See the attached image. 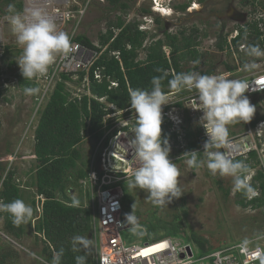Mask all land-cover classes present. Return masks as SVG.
Returning a JSON list of instances; mask_svg holds the SVG:
<instances>
[{"label": "trees", "instance_id": "16d2710c", "mask_svg": "<svg viewBox=\"0 0 264 264\" xmlns=\"http://www.w3.org/2000/svg\"><path fill=\"white\" fill-rule=\"evenodd\" d=\"M106 2L113 12L120 10L127 12L131 9L126 0H106ZM255 2L243 0L242 4L254 8ZM0 4L6 6L13 4L16 10H22L24 7L21 2L16 3L15 0H0ZM179 9L185 11L186 7L181 6ZM141 11L143 14H151L148 9ZM160 22V18H157L156 23L161 24ZM138 25L137 22L126 23L122 17H118L115 22H108L107 31L98 38V46L84 35L76 36L73 39L75 42L95 53L94 61L88 71L60 73L43 109L38 113L39 120L34 131L33 146L35 163L30 169L32 179L29 185L35 188L36 196L44 197L43 202L37 197L32 198L31 204L34 212H36V207L41 205L42 208L36 226L38 232L36 238L43 242L41 256L48 262L51 261L52 255L62 248L64 249L62 264H75L76 255L84 256L85 264H96L92 258V244L88 249L80 246L81 251L77 253L71 251L73 236L81 235L90 240L91 233L89 225L91 214L84 208L82 198V182L87 181L92 167L89 161L84 160L81 152L80 147L85 139L92 140L95 143L94 146L106 139L104 146H107L108 140L115 134V132L112 133L110 138L106 136L112 127V119L107 117L116 111L130 108V90L150 88L152 77L163 75L166 72L167 76L162 82L163 90L167 95L174 94L176 92L169 91L167 87L168 80L175 74L183 72L181 66L183 62L201 59V54L197 50L200 37L197 28L191 29L189 34L186 30L180 31V38L158 28L165 38H159L146 47L144 43L147 32L139 30ZM239 30L240 35L232 41L236 52L243 45L242 43H246L247 46L259 44L261 48H264V32L259 28L258 22H247ZM217 39V49L223 52L225 46H228L223 32L219 33ZM166 47L169 49L168 55L164 51ZM140 51L145 53L143 59H140ZM11 52L12 48L6 46L5 55L1 60L7 59ZM13 64L14 62L10 63V65ZM227 69L233 71L235 68L227 66ZM189 71L191 70H187ZM213 72V69H210L201 74L211 75ZM68 84H75L84 92L75 96L76 92L69 89ZM17 87L24 92L26 87L39 89L40 85L37 83V77L33 80H25L20 73L17 76ZM259 94H264V91L251 95V97ZM1 102H8V99L2 98L0 93ZM111 105L115 109H111ZM172 107L183 109L184 103L180 101L168 105L163 108V112H168ZM187 114L186 110L184 124L180 130L173 132H171L172 123L164 117L161 124V138H167L169 142L175 144H178L181 138L186 146L184 150L179 151L180 154L195 150L200 152V158L203 159L199 142H196L200 133L186 127L190 123ZM260 121H264V118L252 121L251 128H255ZM237 159L243 160L250 171L259 165L255 152L250 153L248 158L238 157ZM117 176L123 179L114 183V187H120V184L128 186V177L126 178L123 174ZM1 179L0 203H9L15 199L23 200L25 187L18 180L15 170L6 171L5 166L0 163ZM249 183L255 190L256 196L252 194L246 196L243 192L235 191V204L243 209L250 208L253 211L263 212L264 173L257 171ZM72 189L80 190L78 206L72 205V197L69 193ZM127 190L129 194L122 190L124 193L122 217L126 224L141 227L149 238L160 236L163 239H180L195 246L201 256L209 255L216 250L206 238L198 233L191 232L188 235L185 225L187 210L184 205L182 214L174 215L171 220L162 218L157 211L142 214L135 207L129 188ZM222 191L226 198L229 197L230 191H224V189ZM86 196L89 197V195ZM129 214L136 216L135 225L127 221ZM0 217L4 221V230L10 236L20 239L24 232L22 224L14 225L6 212H0ZM10 255L9 253L1 255L0 264H7Z\"/></svg>", "mask_w": 264, "mask_h": 264}, {"label": "rangeland", "instance_id": "374dc122", "mask_svg": "<svg viewBox=\"0 0 264 264\" xmlns=\"http://www.w3.org/2000/svg\"><path fill=\"white\" fill-rule=\"evenodd\" d=\"M76 1L78 4L75 3L76 5L70 6V9L72 8L73 10L77 8L73 14L75 18L66 23L58 22L59 27L67 31L70 36L84 35L94 45L98 46V38L107 31L108 22H115L118 17H122L126 23H139V30L147 32V38L144 43L146 47H149L152 42L159 38H165L158 28H162V31H166L168 34L177 35L179 38L180 31L186 30L187 34H189L191 29L197 28L200 32L197 50L201 54V59L199 61L183 62L181 64L183 72L191 70L202 73L213 69V74L232 75V78L251 76L243 71V65L251 59L245 55V49H239L236 52L233 47V51L229 48L228 43L234 36L233 31L237 28L240 29L249 20L247 16L245 21L236 19L238 13L246 15L244 12L247 6L242 4L243 0H156V2L154 0H126L131 7L127 12L121 10L117 12L111 11L106 0ZM15 2H21L24 7L26 5L25 0H15ZM57 5L64 11L69 7L62 0H57ZM181 6L186 7L185 11L179 9ZM153 7L156 8L155 11L158 13L161 10L160 7L170 10H167L170 13V17L164 18L153 12ZM142 9L150 10L151 14H143ZM253 11L255 9L249 14L250 18L253 16L254 19ZM7 12L8 6L0 4V25L3 27L5 39L3 41L6 46L12 48L8 58L0 60V93L2 98L8 99V102L0 103V163L5 166L6 171H16L18 180L25 187L23 201L26 205L32 207L31 200L36 197L35 188L29 185L32 179L30 169L35 163V156L33 155L34 131L39 120L38 113L43 109L51 94L55 86V79L49 85L45 79L47 74L41 77L37 81L40 88L36 95L26 94L18 89L16 82L20 69L15 59L21 54V49L16 45L15 36L11 31L10 25L4 20V17L8 15ZM162 15L164 14L162 13ZM157 18H160L161 24L156 23ZM221 32L225 35L228 44L223 52L219 51L216 46L217 38ZM245 46L247 47L246 43ZM164 51L167 55L169 54L167 47L164 48ZM83 57L85 58L83 62H87L91 57V52L84 54ZM144 57L145 53L140 51V59ZM11 62H14V64L10 65ZM257 62L259 68L256 73L264 71V58H259ZM227 66L235 69L229 71ZM68 87L73 92H76L74 93L75 96L84 92L82 88H78L75 84H68ZM167 97L170 102L167 105L180 101L184 103L183 109H172L170 116L179 114L180 118H182L187 110L190 123L186 127H190L193 131L200 133L196 138V142H199V137L202 132H205V129L199 123L203 113L195 109V102L198 103V101H195L194 92L184 90L167 95ZM190 97L194 98V103H192V98ZM249 100L256 109L253 119L247 124L230 125V137L245 136L252 121L264 118V94L249 97ZM127 115L131 117L136 114L133 110H129L127 112H118L111 116L112 127L106 134L108 138L114 131L117 134L120 127L125 124H131L133 127L135 118L133 121L127 119L123 122ZM173 121H175V124L177 123L176 120L173 119ZM262 122L264 125V121ZM174 127L171 132L178 130L177 127ZM127 134L128 136L132 135L131 130ZM122 137L123 135L119 136V141L122 140ZM105 140H103V144L98 143L94 146L95 143L92 140L85 139L80 148L86 162L95 163L94 166H97L96 159L99 153L95 156V151L99 145H104ZM113 144L114 136L108 140V152L115 149ZM169 144L171 147L169 159L177 164L180 171L181 177L179 179L183 191L182 196L178 199L173 198L169 204L157 207L147 198L148 193L145 190L139 188L130 189L126 184H120L121 189L128 192V194L129 191L127 189L129 188L135 207L142 214L157 211V214L162 218L171 220L174 215L182 214L184 205L187 210L185 225L188 235L191 232L198 233L206 238L216 250L223 246L235 247L241 239L252 237L255 233L257 239H264V211H253L250 208L243 209L235 204L232 178L220 177L219 175L213 176L204 166L198 169L189 168L185 163V159H182L183 154L179 153L180 150L185 149L186 143L180 138L178 144L174 142H169ZM115 172L117 173V171ZM5 174L6 172L3 176ZM1 186L2 179L0 180V189ZM222 189L230 191L229 197L226 198L224 196ZM69 193L71 197L79 198L81 196L79 189H72ZM82 193L84 201L86 193H90L86 189V185L82 186ZM87 200L86 198L84 203ZM40 216V214L34 213L33 210V216L27 223L22 224L24 232L20 239L10 236L4 230V221L3 218H0V231L4 232V235L8 238L0 235V257L4 254H11L6 262L7 264H39V261L32 259L31 254L36 253V255L42 257L43 242L38 241L36 238L38 234L36 226ZM122 237L127 246H144L163 239L160 236L149 238L146 232L138 226H130L125 229L122 232ZM9 240L14 241L18 245L12 244ZM258 244L259 247L264 248V240L259 241ZM196 250L197 257L200 258L201 254L197 248ZM208 263L212 264V261L209 260Z\"/></svg>", "mask_w": 264, "mask_h": 264}, {"label": "clouds", "instance_id": "9594fccd", "mask_svg": "<svg viewBox=\"0 0 264 264\" xmlns=\"http://www.w3.org/2000/svg\"><path fill=\"white\" fill-rule=\"evenodd\" d=\"M154 1L156 2V0ZM56 7L57 0H28L22 10H16L13 4L8 6L9 14L4 17V20L10 25L15 36L16 45L21 49V54L15 59V62L25 80H33L38 76H44L58 58H65L75 50L69 33L59 27ZM155 9L153 7V12ZM156 13L162 15V13ZM245 55L251 59L243 65V71L249 75H255L256 70L259 68L257 60L264 58V48H261L259 44L249 45L245 49ZM166 76V72L163 75L153 76L150 81V88L130 90L129 104L136 114L131 129L132 137L126 147L117 145L123 151L127 153L131 151L132 153L128 187L130 189L145 190L148 193L147 198L157 207L169 204L173 198L178 199L183 194L179 179L181 177L180 171L177 164L169 159L171 151L169 141L167 138H161V124L164 117H167L172 123L171 129L175 126L174 128L177 127L180 130L184 124L185 116V113L182 118L179 114L170 116L172 109H179L175 107H172L168 112H163L165 105L170 103L162 87V82ZM57 79L58 76L55 78V83ZM257 82L264 83V79ZM250 83L251 81L247 78H230L225 74L208 75L189 71L175 74L168 80L167 87L169 91L177 93L184 90L194 92L195 101H198V103L195 102V109L203 113L199 123L205 129V135L207 136L203 145V152L200 150L204 158L201 159L200 152L195 150L185 152L182 157L185 158L186 165L195 169L204 166L213 176L231 177L234 191L243 192L246 196L249 194L256 196L249 179L251 182L256 172L260 170L259 165L250 171L243 160L236 158L237 149L229 134L230 125L247 124L253 119L256 109L250 103L248 96L245 95L249 91ZM24 92L26 94H36L39 89L26 87ZM110 107L115 109L112 105ZM118 112L120 111L110 115ZM162 113L165 114L164 117ZM129 115L126 116L123 122L130 118ZM110 118L112 119V117ZM173 119L177 121L176 124ZM261 128L264 130V125ZM252 152L255 151L249 152L247 156L240 157L248 158ZM36 197L41 199L42 202L44 201L43 196ZM86 198L84 197V201ZM71 202L73 206L80 204V200L75 196L72 197ZM41 210L40 205L36 207L34 213L41 215ZM0 212H6L12 223L17 226L27 223L33 216V208L26 205L22 199L0 203ZM127 221L135 225L137 218L135 215L129 214L127 215ZM0 235L7 238L4 232L0 231ZM93 239L92 230L90 240L81 235L73 236L71 251L77 253L81 251L80 246L83 249H88L92 244V258L95 260ZM261 240L264 239H257L255 233L252 237L241 239L236 247L242 253L255 252L260 264H264V248L259 247L258 244ZM9 241L14 245H18L12 240ZM194 251L197 252L196 248H194ZM31 256L32 259L39 261V264H62L64 249L61 248L56 251L52 255L50 263L45 258L36 255V253H32ZM75 264H85V257L76 255Z\"/></svg>", "mask_w": 264, "mask_h": 264}, {"label": "built area", "instance_id": "2783aa9c", "mask_svg": "<svg viewBox=\"0 0 264 264\" xmlns=\"http://www.w3.org/2000/svg\"><path fill=\"white\" fill-rule=\"evenodd\" d=\"M62 1H65L66 5L69 6L67 7L68 9L65 11L61 10L57 5L55 11L58 22L66 23L75 18L73 15L74 10L72 8L70 9V6L73 4L76 5L78 2L76 0ZM252 1H256L254 8L247 6L244 13L247 16V19H249L248 22H258L259 28L264 32V0ZM25 2L28 3L27 0H25ZM253 9H255V12H253V15H255L254 19L253 16L250 18L249 14ZM233 33L234 36L228 41V43L229 48L234 51L232 41L239 35V29H235ZM75 37L76 35H71L75 50L69 54V56L62 59L59 58L56 64L49 69L47 76L45 77L49 85L57 76H59L60 73H77L79 71H88L90 69L95 58V53L85 48L82 44L75 42V40H73ZM3 39V27L0 25V60L3 59L5 55L6 44ZM245 47V45H241L238 50L246 49ZM88 52H91V57L87 62H83L85 59L83 55H86ZM74 67L75 69H73ZM227 76L232 78V75ZM40 78L41 77L38 76L37 80ZM246 78L251 81L249 91L245 93L248 98H251V95L262 93L264 91V83L257 82L260 79H264V71L257 72L255 75ZM192 103H194V98H192ZM129 110L132 109L129 108L123 111L127 112ZM164 115L165 114H163V117ZM111 116L112 115H109L107 118H110ZM134 118L135 115L131 116L129 120L133 121ZM262 125L263 122H259L255 128H251L249 125V129L245 133V136L230 137V139L237 149L235 153L236 158L247 156L249 152L255 151L259 159V168L264 173V130L261 128ZM125 128H127V130H125ZM131 129V124H125L120 127L118 133L114 135V150H109L108 152L107 146H98L96 149L97 152L95 153L96 156V154L100 152L96 159L97 166L95 167V163H92L91 172L87 181L82 182V185H86V189L90 191V193H86L89 197L86 196L88 200L84 203V208L91 214L89 223L94 235L93 250L96 264H209V260L212 261V264H255L259 262L256 258L255 252L242 253L236 246H223L209 255L198 258L197 252L194 251V247L180 239L166 238L144 246L125 245L122 232L127 229L129 225L126 224L122 217V199L124 193L120 187L113 186L114 183L123 178L117 176L121 173H115L112 170H109L105 166V160L106 156L109 155V159L118 163L120 161L116 155H122L128 163L127 170L123 174H125L126 178L129 176L132 153L131 151L128 153L123 151V149L117 147V145L124 147L127 146L129 139H131L130 135L128 136L127 133H129ZM114 132L116 133V131ZM121 135H123V137L122 140L119 141V136ZM206 139L207 136L205 135V132H202L199 137V145L202 152L204 150L203 145ZM100 143L103 144V141Z\"/></svg>", "mask_w": 264, "mask_h": 264}, {"label": "bare ground", "instance_id": "6f19581e", "mask_svg": "<svg viewBox=\"0 0 264 264\" xmlns=\"http://www.w3.org/2000/svg\"><path fill=\"white\" fill-rule=\"evenodd\" d=\"M156 4V3H155ZM156 6V5H155ZM161 10H159V13H163L164 15L162 16L161 14H159L160 16L164 17V18H167V17H170V13H168V11L170 10H166L165 8H161ZM154 12H157L154 10ZM172 14V12H171ZM132 137V135H130V138ZM115 154V153H114ZM110 155H113V154H110ZM109 155L106 156V160H105V165L106 167L110 170H113V172L117 171V173H120V172H125L127 170V166H128V163H127V160L122 157V155L120 154H117L116 157L118 158V160L120 162L116 163L114 161H112L111 159H109L108 157ZM116 173V172H115Z\"/></svg>", "mask_w": 264, "mask_h": 264}, {"label": "water", "instance_id": "95a60500", "mask_svg": "<svg viewBox=\"0 0 264 264\" xmlns=\"http://www.w3.org/2000/svg\"><path fill=\"white\" fill-rule=\"evenodd\" d=\"M236 19H238L240 21H245L246 15L238 13V15L236 16Z\"/></svg>", "mask_w": 264, "mask_h": 264}]
</instances>
